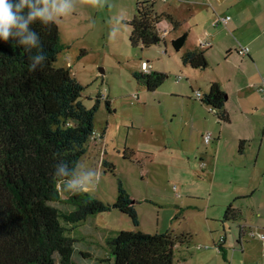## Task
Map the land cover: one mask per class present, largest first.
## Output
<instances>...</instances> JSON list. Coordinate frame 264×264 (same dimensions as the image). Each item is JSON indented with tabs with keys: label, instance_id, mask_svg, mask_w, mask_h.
Wrapping results in <instances>:
<instances>
[{
	"label": "rangeland",
	"instance_id": "1",
	"mask_svg": "<svg viewBox=\"0 0 264 264\" xmlns=\"http://www.w3.org/2000/svg\"><path fill=\"white\" fill-rule=\"evenodd\" d=\"M211 1L218 8L212 23L218 16L229 15L231 20L228 27H209L216 36V55L205 71L183 63V49L172 45L174 31L149 48L131 44L128 22L137 12V0H73L74 10L56 21L64 49L55 65L70 68L84 86L81 100L88 108L101 96L94 120L97 139L89 140L72 182L82 183L91 196L111 205L122 185L138 216L135 224L112 207L70 230L82 246L76 252L79 262V249L109 256V236L141 230L178 238L175 264H264V73H258L250 56L238 52L240 46H249L241 37L251 31L254 10L240 14L238 6L233 9L238 0ZM240 1L243 6L251 0ZM164 7L161 1L156 5ZM237 21L242 26L236 32L232 24ZM145 61L167 75L155 91L134 77ZM214 74L228 90L225 110L230 122L218 120L212 107L194 96L209 88ZM248 130L251 140L241 154L239 136ZM207 133H212L209 143ZM245 194L248 197H242ZM230 203L244 210L246 229L234 222L222 224ZM57 206L69 210L65 204Z\"/></svg>",
	"mask_w": 264,
	"mask_h": 264
},
{
	"label": "trees",
	"instance_id": "2",
	"mask_svg": "<svg viewBox=\"0 0 264 264\" xmlns=\"http://www.w3.org/2000/svg\"><path fill=\"white\" fill-rule=\"evenodd\" d=\"M136 11L128 22L133 46L149 48L165 41L160 34L164 18L176 25L171 15L156 11V1L137 0ZM31 27L39 33L47 56L37 72L29 73L28 53L22 46L15 40H0V264H82L83 258L92 264L95 259L102 264H175L178 238L169 232L141 230H120L109 236V256H93L91 250L79 249L80 262L76 258L82 246L69 232L89 216L112 207L128 214L135 224L138 216L122 185L113 205L87 191L72 194L62 189L61 185L73 183L95 133L101 96L88 108L81 100L84 86L70 68L55 65L64 49L57 22L45 26L37 20ZM187 38L185 32L172 39L173 47L180 51ZM182 61L194 69L209 66L204 50L186 51ZM134 77L147 90L155 91L167 75L152 69L134 72ZM200 100L211 106L221 121L230 122L225 110L227 93L218 82H212ZM106 105L110 107V100L106 99ZM59 166L66 167V176L55 177ZM59 204L69 210L63 211ZM237 220V210L230 203L223 223Z\"/></svg>",
	"mask_w": 264,
	"mask_h": 264
},
{
	"label": "crops",
	"instance_id": "3",
	"mask_svg": "<svg viewBox=\"0 0 264 264\" xmlns=\"http://www.w3.org/2000/svg\"><path fill=\"white\" fill-rule=\"evenodd\" d=\"M160 1L161 0H157L156 5ZM217 1L219 4H221L225 2L226 0H217ZM238 1L239 2H236L235 4H233L234 5L233 9L234 8L236 9V6H238L237 12H239L240 14L243 12V10H246V9H248L250 13H251V9L254 10L251 31L249 32L247 36L241 37L240 35V37H241V42L243 44L249 45L248 47H250L249 48L250 52H249V55L247 56L251 57V59L254 61L257 67L258 73L262 75V73H264V70H262L261 68V67L264 68V0H251L249 1L247 5L245 3L243 6L240 5V2L242 1L240 0ZM161 2L165 3V7L160 10L156 8V11L158 13H164V14L171 15L176 21V25H173L169 19L164 18L160 23V30H166L167 35H169L172 31H174L177 33L176 37L187 32L188 38H187L186 44L182 48L183 51L186 52L189 50H204L206 52V55L209 61V66H208L209 68L212 59H214V56L216 55L215 53L216 51L214 49V44H213V41L216 40V36H214L215 35L214 33L209 32V27L217 28L219 26H222V25L215 26L212 23L213 15L217 13V10H218L217 6L213 4L211 0H167V1H161ZM241 26H242L241 21H237L232 24V27L234 28L236 32ZM210 33L213 35L212 36L213 38L211 37ZM166 37H165V41H166ZM206 40L211 41L210 46H203L202 42ZM231 51H232V48L228 50L227 54H229ZM229 58H230V55L226 56L227 60ZM262 60L263 62L260 63V61ZM186 66H190V65H186ZM206 69H204L203 71H205ZM230 81L231 80L229 78V82ZM212 82H218L222 86V88L225 90V92L227 93L228 90L225 88L222 77L218 76L217 74H214L208 82L209 88L207 90L204 89L203 91L200 90V92L203 95L209 91L210 85ZM196 92H194V96ZM227 100H228V96H227ZM214 114L216 115V113ZM216 116L218 117V115ZM229 117H230V114H229ZM218 120H220L219 117H218ZM230 121H231V117H230ZM250 133L251 132L248 130L240 134L239 136L240 137L239 151L241 154L245 152V148H246L245 145H246L247 140L248 141L251 140ZM242 141H245V142L241 146ZM261 152H262V147L258 149L257 161L260 158ZM206 165H207L206 163L203 164V166H206ZM263 169L264 167L262 168V170ZM263 173H264V170H263ZM242 197L246 198L248 197V195L245 194V195H242ZM239 210H237L238 220L234 223H238V225L241 228L243 227V229H246V226H247L246 223H248V219L242 213L244 210L241 208H239ZM223 218L221 219V222L224 225L225 222L223 223ZM225 238L227 239V234ZM224 242L222 243V251H224V255H226V249H225L226 242L225 243ZM81 261H82V264H92L90 261L87 262V259L85 258H83V260Z\"/></svg>",
	"mask_w": 264,
	"mask_h": 264
},
{
	"label": "clouds",
	"instance_id": "4",
	"mask_svg": "<svg viewBox=\"0 0 264 264\" xmlns=\"http://www.w3.org/2000/svg\"><path fill=\"white\" fill-rule=\"evenodd\" d=\"M86 2L96 4L98 0ZM74 7L73 0H0V40H15L22 46L28 53L29 73L37 72L43 68L47 56L40 35L33 30L32 24L37 20L45 26L53 24L60 17L70 14ZM33 49L37 51L33 53ZM54 175L57 178L66 176V167L59 166ZM61 187L72 194L86 191L75 183H66Z\"/></svg>",
	"mask_w": 264,
	"mask_h": 264
},
{
	"label": "built area",
	"instance_id": "5",
	"mask_svg": "<svg viewBox=\"0 0 264 264\" xmlns=\"http://www.w3.org/2000/svg\"><path fill=\"white\" fill-rule=\"evenodd\" d=\"M152 1H157V0H152ZM161 1H167V0H161ZM231 20V16L227 15V16H218V18L214 21V25H224V26H228L229 21ZM160 34L162 36L163 39H165L166 35H167V31L166 30H160ZM203 46H210L211 45V41L210 40H206L202 42ZM166 52V51H165ZM239 54L243 55V56H247L249 55L250 49L248 46H240V48L238 49ZM153 69V66L151 63L149 62H143L142 64V71L145 73L150 72ZM182 77H179L178 80H181ZM261 90L264 91V78H263V85L261 87ZM195 97L198 99H201L203 97V94L200 91H197L195 93ZM94 140H96V134L94 133L93 137ZM204 139L206 141V143H209L212 139V133H207L204 135ZM79 186H82V183L79 184ZM253 235V234H252ZM261 238H264V234H260Z\"/></svg>",
	"mask_w": 264,
	"mask_h": 264
}]
</instances>
